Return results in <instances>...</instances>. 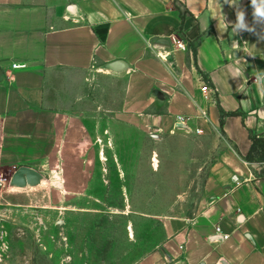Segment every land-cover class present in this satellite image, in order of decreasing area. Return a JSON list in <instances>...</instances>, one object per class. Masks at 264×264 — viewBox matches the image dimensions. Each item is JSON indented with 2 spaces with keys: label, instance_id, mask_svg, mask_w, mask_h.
Masks as SVG:
<instances>
[{
  "label": "crops",
  "instance_id": "0c3cea01",
  "mask_svg": "<svg viewBox=\"0 0 264 264\" xmlns=\"http://www.w3.org/2000/svg\"><path fill=\"white\" fill-rule=\"evenodd\" d=\"M252 12L250 0H0V175L40 173L73 122L44 104L53 76L122 61L109 71L124 79L121 120L213 131L220 145L194 215L170 219L137 264H264V179L244 160L249 134L264 136V21ZM220 109L240 115L221 128Z\"/></svg>",
  "mask_w": 264,
  "mask_h": 264
},
{
  "label": "rangeland",
  "instance_id": "374dc122",
  "mask_svg": "<svg viewBox=\"0 0 264 264\" xmlns=\"http://www.w3.org/2000/svg\"><path fill=\"white\" fill-rule=\"evenodd\" d=\"M123 88L106 70L52 77L44 104L73 122L42 182L16 187L0 175V264H137L164 242L170 219L194 215L217 136L129 126Z\"/></svg>",
  "mask_w": 264,
  "mask_h": 264
},
{
  "label": "trees",
  "instance_id": "16d2710c",
  "mask_svg": "<svg viewBox=\"0 0 264 264\" xmlns=\"http://www.w3.org/2000/svg\"><path fill=\"white\" fill-rule=\"evenodd\" d=\"M195 52V48L193 49ZM219 124L222 128L225 117L239 116L240 113L237 111L224 112L221 109ZM250 147L244 157V160L255 166V178L264 179V136H257L252 133L249 134Z\"/></svg>",
  "mask_w": 264,
  "mask_h": 264
},
{
  "label": "water",
  "instance_id": "95a60500",
  "mask_svg": "<svg viewBox=\"0 0 264 264\" xmlns=\"http://www.w3.org/2000/svg\"><path fill=\"white\" fill-rule=\"evenodd\" d=\"M166 43V41H164ZM124 68L122 61H116L108 65L112 71H121ZM41 174L29 167H19L10 177V184L16 187L34 186L41 182Z\"/></svg>",
  "mask_w": 264,
  "mask_h": 264
},
{
  "label": "clouds",
  "instance_id": "9594fccd",
  "mask_svg": "<svg viewBox=\"0 0 264 264\" xmlns=\"http://www.w3.org/2000/svg\"><path fill=\"white\" fill-rule=\"evenodd\" d=\"M229 3V6H233V4L236 2V0H227ZM253 12V18L257 21H264V9L256 7V0H250ZM236 26L240 29H245V17L243 11H240L236 15Z\"/></svg>",
  "mask_w": 264,
  "mask_h": 264
},
{
  "label": "built area",
  "instance_id": "2783aa9c",
  "mask_svg": "<svg viewBox=\"0 0 264 264\" xmlns=\"http://www.w3.org/2000/svg\"><path fill=\"white\" fill-rule=\"evenodd\" d=\"M179 48L184 49V45L179 44ZM15 67H16V65H12V68H15ZM7 76H8V74H7ZM201 90H202V91H206V90H209V88L207 87V85L203 84ZM1 182H2V179H0V183H1ZM218 232H219L218 229H216V233H218ZM216 235H217V234H216ZM226 238H227V236L222 235V239H226Z\"/></svg>",
  "mask_w": 264,
  "mask_h": 264
},
{
  "label": "bare ground",
  "instance_id": "6f19581e",
  "mask_svg": "<svg viewBox=\"0 0 264 264\" xmlns=\"http://www.w3.org/2000/svg\"><path fill=\"white\" fill-rule=\"evenodd\" d=\"M108 71H112V70L108 69ZM41 182H42V181H41Z\"/></svg>",
  "mask_w": 264,
  "mask_h": 264
}]
</instances>
